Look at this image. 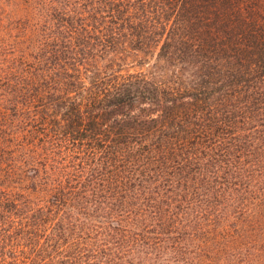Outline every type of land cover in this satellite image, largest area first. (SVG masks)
<instances>
[{"label":"trees","instance_id":"trees-1","mask_svg":"<svg viewBox=\"0 0 264 264\" xmlns=\"http://www.w3.org/2000/svg\"><path fill=\"white\" fill-rule=\"evenodd\" d=\"M74 3L40 73L0 75L39 136L0 118V264H233L220 218L247 211L264 139L258 1ZM184 62L194 78L166 77Z\"/></svg>","mask_w":264,"mask_h":264},{"label":"rangeland","instance_id":"rangeland-1","mask_svg":"<svg viewBox=\"0 0 264 264\" xmlns=\"http://www.w3.org/2000/svg\"><path fill=\"white\" fill-rule=\"evenodd\" d=\"M257 1L261 7L259 11L264 15V0ZM75 8L74 0H0V75L8 77L9 74H23L22 62L30 65L38 64L37 58L44 53V41L62 26V13L70 12ZM149 61V67L145 68L154 65V57ZM26 64L25 68H27ZM45 64L39 63L34 72L40 73ZM49 66L51 67L52 64ZM170 68L172 72L169 70L166 77L179 76L184 83L187 79L194 78L195 73L198 72L197 68L188 62L177 65V69L171 66ZM14 99L13 96L0 94V118L5 115L14 121L10 124L12 125L10 133L15 132L20 137L18 143L37 144L36 138L39 137L37 133L32 127L23 126L21 123L34 115L33 109L20 107L26 110V114L20 116L14 111L15 105L12 103ZM251 144L253 148L247 160H251L255 165L249 168L253 170L248 175L253 182H250L252 188L246 195L247 211L245 214L232 213L230 216L226 213L228 217L222 214L220 218L222 228L227 231L225 238L220 241L223 253L216 252V255L219 258L225 256L233 264H240L242 261L245 264H264V139H257ZM22 180L17 181L21 191L33 197H43L40 193L28 189L25 178ZM227 211L235 212L236 207L232 205ZM222 228L217 230L222 232ZM204 242H202L204 247L207 245L206 248L215 251L216 247L213 243Z\"/></svg>","mask_w":264,"mask_h":264}]
</instances>
